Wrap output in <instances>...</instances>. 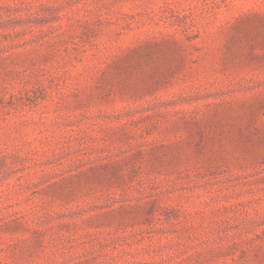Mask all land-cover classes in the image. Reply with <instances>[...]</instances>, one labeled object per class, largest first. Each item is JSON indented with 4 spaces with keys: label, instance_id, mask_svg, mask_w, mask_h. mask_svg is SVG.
<instances>
[{
    "label": "rangeland",
    "instance_id": "obj_1",
    "mask_svg": "<svg viewBox=\"0 0 264 264\" xmlns=\"http://www.w3.org/2000/svg\"><path fill=\"white\" fill-rule=\"evenodd\" d=\"M0 264H264V0H0Z\"/></svg>",
    "mask_w": 264,
    "mask_h": 264
}]
</instances>
